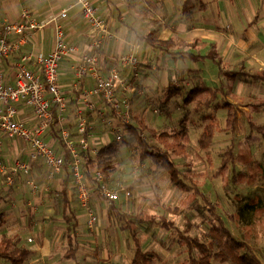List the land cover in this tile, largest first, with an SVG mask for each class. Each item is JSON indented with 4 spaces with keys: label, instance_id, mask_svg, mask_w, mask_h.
Listing matches in <instances>:
<instances>
[{
    "label": "rangeland",
    "instance_id": "obj_1",
    "mask_svg": "<svg viewBox=\"0 0 264 264\" xmlns=\"http://www.w3.org/2000/svg\"><path fill=\"white\" fill-rule=\"evenodd\" d=\"M204 64L206 66H203ZM221 64L223 67L224 64ZM198 65L206 81L211 84L212 67L215 68L214 73L218 72L219 63L214 64L207 61L206 63L198 62ZM171 66L176 67L173 63ZM171 69V78H173L171 83L174 86H177V81L181 82V85L177 87H181L184 83L187 84L186 80L177 78L175 68ZM161 70H163V65L157 66L154 72L159 74ZM145 71L146 66L140 68V73ZM140 80L142 82L138 86L135 83L137 80H134V83L131 82V87H135L133 92L120 94L119 101L122 103V110L125 108L128 111L131 110V120L134 119L135 114L137 115L136 122L141 120L150 127L168 131L178 130L181 118L187 113L185 128L190 138L186 144L187 154L185 156L171 154V159L179 165L180 169H191L189 177L195 181L197 186L206 189V195L219 206L220 214L239 239L246 240L264 251L263 207L254 214L246 213L241 218L238 215V210L248 198L252 203H257L260 196L264 206V181L260 180L257 173L259 162L264 164V136L251 132L249 125V118L255 122H264V107H261L260 111L253 110V106H249V110H243L238 108L239 104H236L238 118L235 140L237 153L235 172L231 165L224 173L216 175L222 153L231 142L230 134L224 129L227 110L217 112L220 128L216 133L213 146L208 151H200L198 136L203 129V124L199 114L193 112V105L188 112L185 111L186 108L182 107L184 92L177 90L172 94L169 93V96V80L165 84L161 79L162 86L159 85L160 82L156 83L152 79H148L147 84H143L146 80L144 74ZM156 86L158 92L154 90ZM238 86L239 88L236 90L238 94L234 92L231 96L242 106H246L242 104L243 102L251 101L253 104L259 102V99L251 94L250 85L240 82ZM126 97L132 99L128 108L123 104ZM220 100L225 99L220 98ZM223 109L226 108L223 107ZM167 110L170 114L166 112ZM120 127L123 129L122 125ZM108 129L106 128V130ZM125 133L130 135L129 131H125ZM116 135V132L110 134L111 142L116 140ZM144 135L149 136L148 133H144ZM3 141H5V147L8 143L15 141L20 146H25L26 143L21 139L9 138L7 135H3ZM156 141V139L152 140L153 143ZM91 144L92 142H90ZM92 145L98 147L102 144L93 143ZM119 146L120 160L116 163L117 166L113 174L116 178L114 177L113 181L110 179L107 183L114 186L122 184L127 191H130V195L120 196L118 203L122 209L132 212L144 210L159 216L165 212L166 205L177 206L181 211L178 214L166 213L168 218L174 219L180 228H189L192 234L204 233L208 227V212L198 211L195 206L196 202L191 203L193 199L191 191L175 187L171 183L169 174L160 165H150L149 161H145L144 165L140 162L139 152L135 148L130 149L124 143H120ZM4 155L3 158L10 160L11 151H7V154ZM31 181L35 183L36 187L32 186ZM46 188L47 179L43 171L38 176H27V179L21 177L11 186H7L3 176L0 177V212L6 214V220L0 223V238L4 234L19 236L21 242L29 244L34 250L28 258L29 264H73L71 259L65 258V252L69 247L65 237V225L60 219L52 217L54 213L56 215L58 212H56L54 200L49 196ZM29 201H31L30 204ZM200 201L201 204H205L202 198ZM91 203L96 208L98 215V223L93 228L88 226L87 210L79 202L76 208L81 222L78 241L80 247L78 257L81 264H129L133 255V241L129 234L118 228L116 223L111 224L112 219L107 212L109 202L103 199L99 193H92ZM147 234H142L146 248L154 249L162 256V260L158 264H181L186 260V250L177 244L172 234L164 230L159 231L158 235L164 238L162 241L165 243L152 238L149 233ZM29 238H32L33 241L31 242ZM96 250L102 252L103 255H101L105 260L101 258V255H95Z\"/></svg>",
    "mask_w": 264,
    "mask_h": 264
},
{
    "label": "crops",
    "instance_id": "obj_2",
    "mask_svg": "<svg viewBox=\"0 0 264 264\" xmlns=\"http://www.w3.org/2000/svg\"><path fill=\"white\" fill-rule=\"evenodd\" d=\"M93 3L98 14L107 17L110 30L115 34V38L105 41L98 52L101 55L103 71L107 72L111 69L120 71L118 100L120 94L133 92L135 87H131V82L134 83V80H137L135 83L137 86L140 85L142 82L140 78L143 74L146 79L143 84H147V80L152 79L156 83L160 82V86H162L161 79L164 83L167 80L171 83L173 80L171 68H175L177 78L187 80L188 85L199 79L206 81L198 62L208 61L215 64L218 60L224 64L223 69L240 71L243 75L231 76L228 72L226 74L221 66L218 67V72L214 73L215 68L212 67L211 84L206 82L212 87L221 88L217 101L222 103L228 100L237 111L236 104H239L238 108L243 110H249V106H253V110H261L258 105L264 102V0H93ZM62 9H67V16L59 20L64 28L66 40L79 48L77 55L66 56L60 63V84L68 98L65 118L67 120L69 114L72 116L70 112L73 108H76V119L81 91L90 89L94 85V80L86 77L79 82L78 87L76 86L78 79L74 67L82 53L96 51L93 42L98 36L97 31L87 25L77 0H0V36L3 24L19 20L24 10H29L31 16L37 20H48L57 16ZM55 22L51 21L40 33L29 34L26 43L20 49L0 59V70L4 74V81L7 85L15 83L23 55L31 51L49 53L54 49ZM149 33L153 34L155 42H166V47L170 51L153 48L147 40ZM17 38L19 37L16 34L8 36L11 41ZM176 51H186L201 56L215 55L217 60L213 58L189 59L174 54ZM128 52H134L138 58L137 76L131 67L124 66L119 61V57ZM172 63L176 67H172ZM25 64L30 69H39V65L32 60L26 61ZM161 65H163V70L159 74L154 72L157 66ZM143 66H146V71L140 73V68ZM186 75L189 76L186 78ZM240 82L250 85L251 94L257 97L259 102L253 104L247 101L248 103H242L246 106H242L239 101L233 99L231 95L234 92L238 94L236 90ZM176 85L180 86L181 82L177 81ZM154 90L158 92L157 86ZM169 92L168 90L170 96ZM220 98L225 100H220ZM92 100L96 110L84 111L85 114L91 113V119L87 118L94 125L90 142L108 144L111 142L110 134L115 133L124 121L122 113L114 111L98 96L94 95ZM124 102L126 104H123L128 108L132 99L126 97ZM18 105L19 118L27 124H33L35 118L32 110L22 102ZM221 110L226 109H219L218 112ZM123 111L128 110L125 108ZM101 113L104 115L101 116ZM135 116L136 118L130 119V122L136 123L137 115ZM104 118L113 122L112 127L104 123ZM106 128L109 129L106 130ZM45 136L49 143L58 146L57 138L50 129L46 131ZM3 142V155L11 151L10 160L4 157L5 160L11 163L18 158L28 160L29 149L26 143L25 146H20L15 141L8 143L5 147V141ZM42 171L47 179L48 194L54 200L53 203H56L66 179V168H63L53 178H49L45 162L42 159L34 161L31 175L38 176ZM78 205L76 204L75 207L77 208ZM29 240L31 241L32 238Z\"/></svg>",
    "mask_w": 264,
    "mask_h": 264
},
{
    "label": "trees",
    "instance_id": "obj_3",
    "mask_svg": "<svg viewBox=\"0 0 264 264\" xmlns=\"http://www.w3.org/2000/svg\"><path fill=\"white\" fill-rule=\"evenodd\" d=\"M152 36L153 34L149 33L147 40L153 48L156 50L170 51V49L166 47V42H155ZM174 54H178L185 58H193L195 60H205L206 58L217 60L215 55L201 56L186 51H176ZM217 63H219L222 71H225L226 74L228 72L231 76L243 75L240 71L234 72L223 69L221 62L218 60ZM183 80L185 81V79ZM168 89L171 94L177 90L183 91L182 107L186 108L185 111L188 112L193 105V112L199 114L203 124V129L198 136V148L200 151H208L213 146L216 133L220 128L217 112L223 107L226 108L227 114L224 129L230 134L231 142L222 153L221 163L216 175L224 173L231 165L233 166V172H235L237 160L235 140L237 137L238 116L236 108L230 101L227 100L222 103L217 101L221 88L212 87L204 79H199L194 81L192 86L184 83L181 87H177L169 83ZM258 107H264V102L259 104ZM75 110L76 108H73L70 112L72 116H70V114L69 116L67 115L68 119H65L63 122L56 118L50 128L52 134L58 141V146L55 147L64 155V168H66L67 173L60 195L56 203H54V208L56 212H58L56 213L57 216L54 213L52 217L60 219L65 225V237L69 245L65 252V258L71 259L74 262L73 264H81V260L78 257L80 249L78 242L80 237L79 229L81 228V222L75 207V205L78 204L77 190L68 164L71 160V154L61 135V130L63 128L70 130L72 139H75V136L78 134L75 129L77 124ZM161 110L163 111V109ZM166 112L170 114L168 110ZM90 114L91 113L88 112L85 116L91 119ZM186 114L180 120V128L173 131L150 127L141 120L136 123L124 120L125 122L123 121L121 124L123 129L120 127L122 134L124 133L121 140L118 141L116 139L115 141L102 144L98 147L91 144L88 149L80 150L83 159L81 168L91 193L96 192L98 194L103 185H109L107 182H109L110 179L112 181L114 180V169L117 166L116 163L120 160L119 144L124 143L128 145L130 149L135 148L139 152L140 162L146 163L145 161H149L150 165H160L162 169L169 174L171 183L175 187L184 191H191L193 196L191 203L196 202L195 206L198 208V211L202 213H205V211L208 212V227L206 231L202 234H192L189 228H180L174 219H170L166 215V213L178 214L181 209L177 206L173 207L171 205H166L165 212L157 216L144 210L132 212L122 209L118 203L120 199L109 203L107 212L110 219H112L111 224L116 223L118 228L125 230L133 241V255L129 264H158L162 260V256L158 251L146 248L145 239L142 238L143 233L145 235L149 233L152 238L163 242L162 240L164 238L158 235L160 230L172 234L177 244L186 250V260L181 264H264V251L256 248L246 240L239 239L234 234L225 218L220 214L219 206L206 195V189L197 186L195 181H192L191 177H189L191 169L187 168L186 170H182L179 165L171 159V154L178 156H185L187 154L186 144L189 142L190 138L185 128L187 119ZM133 117L136 118L135 115ZM249 125L251 132L260 133L264 136V122H255L253 119L249 118ZM125 131H129L130 135H126ZM144 133H148L149 136L146 137ZM44 138H46L45 135ZM154 139L157 140L155 143L152 142ZM75 142L77 143V141ZM94 149H96V152L93 151ZM1 158L5 159L3 155ZM257 167L258 176L260 180L264 181V164L259 162ZM97 171L103 173V181L97 179ZM6 174L7 173H2L0 177L3 176V178H5ZM27 176L32 177L31 173H19L15 177V181L12 185L15 184L17 179L21 177L27 179ZM255 178H257V176H255ZM109 187H114V185H109ZM123 194H125L124 191L121 192V195ZM201 198L205 203L204 205L201 204ZM259 199L257 203H252L250 198L246 199V202L242 204L238 210L239 217L241 218V216H244L246 213L254 214L261 207L264 209L260 196ZM5 216L6 214L1 211L0 223L6 220ZM32 241L33 239L31 242ZM33 252L34 250L29 244L20 241L19 236L14 237L4 234L0 238V264H29L28 258ZM101 254V251L96 250V256H100ZM101 258H104V256ZM103 260H105V258Z\"/></svg>",
    "mask_w": 264,
    "mask_h": 264
},
{
    "label": "built area",
    "instance_id": "obj_4",
    "mask_svg": "<svg viewBox=\"0 0 264 264\" xmlns=\"http://www.w3.org/2000/svg\"><path fill=\"white\" fill-rule=\"evenodd\" d=\"M82 15L90 27L98 33L93 42L95 52H84L79 56L75 65V75L79 82L90 77L94 80V85L90 89L82 90L79 95L80 106L77 111V135L75 140L71 138V132L67 128L61 130V135L67 144L71 154V160L68 162L73 182L77 190V199L79 204L88 212V226L93 228L98 221L96 208L92 205V193L89 185L85 181L82 171L83 159L80 150H86L90 146L91 132L94 131L93 122L84 114L85 110H96L92 97L98 96L105 103L110 105L118 113H122V118L129 122L130 114L122 110V103L117 98L118 86L121 82V76L117 69H111L107 72L102 70L101 55L98 52L103 47L104 42L113 40L115 34L110 30L109 21L106 16L98 14L93 0H77ZM67 16V9H62L57 16L48 20H37L31 16L29 10L21 13V18L13 22H5L2 26L0 36V59L9 56L11 53L20 49L26 43L28 35L31 33H40L51 22H55V47L45 53L31 51L21 58L20 69L17 79L13 85H7L4 81V74L0 70V174L7 173L5 181L7 186H11L15 177L19 173L29 174L33 168V162L43 159L48 168V177L53 178L59 173L65 164L64 155L51 143L44 135L53 125L56 118L63 122L68 110V98L62 90L60 84V63L66 56L77 55L79 48L77 45L69 43L66 40V34L62 23L59 22ZM16 34L19 38L14 41L8 39V36ZM32 60L39 65L38 70L27 67L26 61ZM119 61L124 66H129L138 75L139 61L134 52L123 53ZM22 102L28 106L34 115L35 122L27 124L19 118V103ZM126 104V102H124ZM104 114L101 113V116ZM104 123L112 127L113 122L104 118ZM116 139H122L121 129H116ZM3 135L9 138L21 139L27 143L28 160L16 159L9 162L2 159L4 150ZM96 152V149L93 150ZM97 179L104 180L103 173L97 171ZM33 187L35 183L31 181ZM126 195L130 192L118 184L114 187L103 185L99 190L100 196L112 203L120 199L121 192Z\"/></svg>",
    "mask_w": 264,
    "mask_h": 264
}]
</instances>
